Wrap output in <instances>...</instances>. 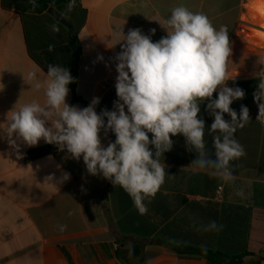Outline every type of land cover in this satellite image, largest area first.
<instances>
[{"label": "crops", "instance_id": "crops-1", "mask_svg": "<svg viewBox=\"0 0 264 264\" xmlns=\"http://www.w3.org/2000/svg\"><path fill=\"white\" fill-rule=\"evenodd\" d=\"M261 1L76 0L71 12L64 6L61 15L73 26L79 46L76 94L88 105L72 104L71 91L67 103L82 109L115 90V57L124 43H118L124 39L120 30L127 35L139 28L157 42L167 36L162 26L171 9L180 5L205 14L217 29L227 28L229 72L235 77L227 86L256 79L264 71V41L254 31L264 34V28L253 20L251 9ZM22 16L2 8L0 0V127L14 106L45 101L42 91H33L24 81L30 71H38L41 79L46 72L30 56ZM29 31H34L37 55L63 67L71 55L66 34L44 19L31 21ZM242 105L249 109L250 120L234 133L246 153L231 162L234 182L194 171L190 164L195 150L188 149L183 135L174 136L172 149L160 158L168 176L156 195L144 201L145 214L119 185L90 175L82 157L77 161L66 149L42 154L49 144L41 140L34 147L21 144L22 158L17 159L0 130V264H209L203 257H180L167 242L229 256L253 253L241 264H264V125L257 119L258 102L233 101L230 107L238 117ZM100 135L104 146L114 142L111 131L105 135L101 130ZM208 154L215 158L212 151ZM64 173L70 174L67 181H62ZM49 176L53 181H46ZM238 188L245 198L235 195ZM213 221L222 226L219 231L206 230ZM61 224L67 225L63 232Z\"/></svg>", "mask_w": 264, "mask_h": 264}, {"label": "clouds", "instance_id": "clouds-1", "mask_svg": "<svg viewBox=\"0 0 264 264\" xmlns=\"http://www.w3.org/2000/svg\"><path fill=\"white\" fill-rule=\"evenodd\" d=\"M31 2L35 6L34 0ZM75 5L76 0H70L67 11L71 12ZM162 27L167 36L157 42L139 28L129 30L127 35L120 30L124 39L118 43H124L115 57L118 100L114 102V111L105 109L98 114V97L82 109L69 105L68 86L74 78L61 65L49 64L44 79L38 71H30L24 81L33 91L43 92L44 103L33 100L18 108L14 106L0 127L17 159L22 158L21 144L34 147L41 140L55 144L77 161L82 157L90 175H102L114 186L119 185L140 214L147 212L144 201L156 195L168 176L160 158L172 149L174 136L183 135L188 149L195 150L196 159L190 164L194 171H210L224 183L234 182L231 162L246 154L234 133L250 117L246 106H241L239 117L230 107L233 101L243 99L245 92L227 86L235 78L229 72L228 30L225 26L217 29L205 14L183 5L171 9ZM151 32L154 35L155 29ZM257 78L254 99L259 104L257 119H261L264 103L259 102L264 100V71ZM214 93H218L216 98ZM205 101L206 110L214 116L208 129L216 133L214 159L206 151L205 121L199 118L200 106ZM225 114L231 122L224 119ZM101 130L105 135L113 132L115 141L104 146ZM68 179L70 174L64 173L62 181ZM46 181H53V177ZM235 195L245 198L241 188L236 189ZM58 227L63 232L67 225ZM221 228L213 221L206 230Z\"/></svg>", "mask_w": 264, "mask_h": 264}, {"label": "trees", "instance_id": "trees-1", "mask_svg": "<svg viewBox=\"0 0 264 264\" xmlns=\"http://www.w3.org/2000/svg\"><path fill=\"white\" fill-rule=\"evenodd\" d=\"M70 0H34L35 6L31 0H1V6L5 10H18L22 12V20L24 23L25 37L28 46V51L30 53L31 58L45 71L47 72V67L49 64H53L49 60H43L40 58L37 53V47L35 46V42L33 39L34 31H29V27H31V21H37L40 19H44L52 23L57 29H61L62 33L66 34L67 41H69V49H71V55L64 63V68L70 70L72 77L74 78V82L69 84V89L72 93V104L79 102L84 105H88L85 101L80 99L76 94V86L78 83V60L75 59V48L72 37L69 35L67 28L61 23L57 22L49 13L48 9L53 8L60 15L62 14V9L64 6L68 5ZM62 16V15H61ZM82 19L79 20L80 26L82 24ZM57 34V31H55ZM58 39V38H57ZM60 40H56V44H60ZM54 65V64H53ZM259 83L258 78L248 80V81H236L231 82L229 87L236 88L239 87L245 92V96L241 100H235L237 103H242L245 105H250L253 102H257L254 99V93L257 91V84ZM218 93H214V97L216 98ZM118 97L116 95V89L108 92L100 101L98 105V111L101 113L103 110L110 111L111 103L116 100ZM207 101L201 104V111L199 113V118H202L205 121V134H204V142L206 146V151L215 153V149L212 146L213 140L211 139L212 133L209 132L210 125L214 122V116L210 115V113L206 110ZM226 120V116H224ZM106 121V118H105ZM227 121V120H226ZM111 136L113 141H115L116 137L113 132H111ZM59 147L55 144H49L45 148L41 150L42 154L56 155ZM167 247H169L172 251L178 254L180 257L185 258H205L209 264H241L243 259L247 256H254L253 253L245 252L239 256H229L220 251H214L212 249H208L201 246L195 245H187V244H174L171 242L166 243ZM138 250L141 246H137Z\"/></svg>", "mask_w": 264, "mask_h": 264}, {"label": "water", "instance_id": "water-1", "mask_svg": "<svg viewBox=\"0 0 264 264\" xmlns=\"http://www.w3.org/2000/svg\"><path fill=\"white\" fill-rule=\"evenodd\" d=\"M48 13L59 23L64 25L72 37V40L74 42V48H75V59L78 60L79 57V46H78V39L77 36L74 34V28L71 25V23L65 19L63 16H61L57 11H55L53 8L48 9Z\"/></svg>", "mask_w": 264, "mask_h": 264}, {"label": "rangeland", "instance_id": "rangeland-1", "mask_svg": "<svg viewBox=\"0 0 264 264\" xmlns=\"http://www.w3.org/2000/svg\"><path fill=\"white\" fill-rule=\"evenodd\" d=\"M253 7L254 9H251V15L253 20L264 28V3L262 1L257 2L256 5H254ZM254 34L258 35L262 39V41H264L263 33H260L259 31H254ZM259 43L263 45L262 42ZM244 230L245 229L243 228L241 234H243Z\"/></svg>", "mask_w": 264, "mask_h": 264}, {"label": "built area", "instance_id": "built-area-1", "mask_svg": "<svg viewBox=\"0 0 264 264\" xmlns=\"http://www.w3.org/2000/svg\"><path fill=\"white\" fill-rule=\"evenodd\" d=\"M258 121L264 125V117H262L261 119H258ZM221 190V188H219V191Z\"/></svg>", "mask_w": 264, "mask_h": 264}]
</instances>
